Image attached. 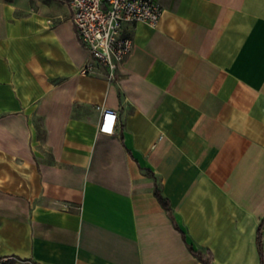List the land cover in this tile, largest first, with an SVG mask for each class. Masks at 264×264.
<instances>
[{
  "label": "crops",
  "instance_id": "crops-1",
  "mask_svg": "<svg viewBox=\"0 0 264 264\" xmlns=\"http://www.w3.org/2000/svg\"><path fill=\"white\" fill-rule=\"evenodd\" d=\"M70 1L0 0V259L203 264L158 188L212 264H261L264 0H154L113 83L82 73Z\"/></svg>",
  "mask_w": 264,
  "mask_h": 264
},
{
  "label": "built area",
  "instance_id": "built-area-1",
  "mask_svg": "<svg viewBox=\"0 0 264 264\" xmlns=\"http://www.w3.org/2000/svg\"><path fill=\"white\" fill-rule=\"evenodd\" d=\"M72 22L90 61L83 67L85 75H103L113 83L118 80L122 64L133 50V40L127 27L144 23L156 28L163 8L154 0H71ZM99 132L111 136L117 128V114L99 108ZM0 264H7L0 259Z\"/></svg>",
  "mask_w": 264,
  "mask_h": 264
},
{
  "label": "trees",
  "instance_id": "trees-1",
  "mask_svg": "<svg viewBox=\"0 0 264 264\" xmlns=\"http://www.w3.org/2000/svg\"><path fill=\"white\" fill-rule=\"evenodd\" d=\"M148 176L153 177L152 172L150 169H143ZM155 197L158 200L161 207L165 210V212L168 214V216L171 218V220L174 222L176 229L182 234L183 240L186 243L187 247L189 248L190 252L193 254L195 258H197L201 263L203 264H212V257L211 254L208 253V258H205V255L194 249V247L188 242L186 234L179 228V226L176 224V220L174 218L173 210L171 208L170 201L165 198L161 191L156 188L155 190ZM264 229V219L262 220L259 229H258V236H257V244L259 247V253H260V262L261 264H264V252L262 249V232Z\"/></svg>",
  "mask_w": 264,
  "mask_h": 264
}]
</instances>
